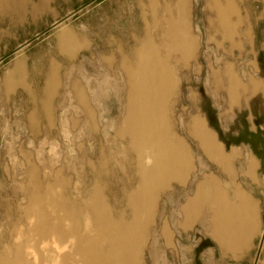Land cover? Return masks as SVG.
Segmentation results:
<instances>
[{"label": "rangeland", "instance_id": "rangeland-1", "mask_svg": "<svg viewBox=\"0 0 264 264\" xmlns=\"http://www.w3.org/2000/svg\"><path fill=\"white\" fill-rule=\"evenodd\" d=\"M0 2V254L11 257L16 244L35 235L28 208L38 189L65 197L81 227L96 188L115 217H129L127 196L140 178L136 149L122 132L124 65L135 67V52L146 38L163 55L167 19L177 14L176 0ZM178 6L195 48L186 59L169 55L177 82L168 121L189 148L191 169L185 179L155 191L141 263L261 264L264 0H180ZM63 31L69 45L61 44ZM17 59L21 65L14 70ZM230 76L235 94L228 88ZM192 116L205 120L225 152L236 149L229 167L204 153L187 128ZM205 182H216L230 201L235 189L250 200V236L241 249L215 241L205 200L197 201L187 221L183 208ZM48 210L57 213L54 206Z\"/></svg>", "mask_w": 264, "mask_h": 264}, {"label": "bare ground", "instance_id": "bare-ground-1", "mask_svg": "<svg viewBox=\"0 0 264 264\" xmlns=\"http://www.w3.org/2000/svg\"><path fill=\"white\" fill-rule=\"evenodd\" d=\"M179 2L176 0L174 4L177 18L170 16L163 31L164 54H160L157 45L146 38L135 52V67L124 65L128 93L122 132L128 134L136 149L140 178L136 190L127 196L131 210L129 217L123 214L115 217L96 188L87 200L86 222L81 227L76 209L65 197L50 196L49 188L38 189L28 208L34 221L29 227L35 235L16 244L9 251L11 257L8 253L0 254V264H142L141 248L155 205V191L171 180L185 179L191 169L189 148L171 132L168 121L169 101L177 82L168 63L169 55L177 52L186 59L195 48V40L179 16ZM2 4L0 2V6ZM61 39V44L69 45L67 31L62 32ZM20 65L21 60H15L14 70ZM54 77L52 70L47 80V100L51 96ZM12 78L13 73L8 75L9 81ZM236 86L230 76L228 88L231 94L237 92ZM187 128L204 153L216 163L229 167L237 157L234 147L230 152L223 150V145L206 127L202 117L192 116ZM200 200H205L211 208L209 226L215 241L231 251L241 249L250 236V200L235 189L230 201L216 182L201 183L183 208L188 222L195 216L196 203ZM50 206L56 207L55 215L49 212Z\"/></svg>", "mask_w": 264, "mask_h": 264}]
</instances>
